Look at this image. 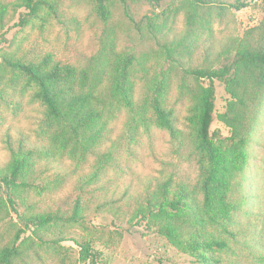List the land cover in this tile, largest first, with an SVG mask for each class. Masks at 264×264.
Wrapping results in <instances>:
<instances>
[{
	"label": "rangeland",
	"instance_id": "1",
	"mask_svg": "<svg viewBox=\"0 0 264 264\" xmlns=\"http://www.w3.org/2000/svg\"><path fill=\"white\" fill-rule=\"evenodd\" d=\"M14 1L0 0V7L5 9L0 19V65L5 58L36 62L48 54L62 65L83 68L101 53L108 56V43L115 53L135 57L131 80L135 83L137 121L120 108L108 120L110 132L106 137L83 157H71L68 150L62 152L51 145L44 129L43 108L30 99L29 93L22 95L14 87L2 86L0 137L8 133L16 136L21 130L31 142L50 148L52 153L47 158L50 165L43 172V180L36 182L41 189L26 191V203L15 199L16 212L8 206L6 189L0 187L4 203L0 212V248L10 243L17 230L25 228L19 216L49 213L68 218L78 207L82 217L76 222L68 219L41 229L32 225L25 228L17 244L26 246L32 241L34 245L28 247L27 257L17 258L14 263L93 264L80 248L79 244H85L96 264H199L155 229L137 222L135 206L140 196L153 192L167 179L173 185L192 188L197 184L200 168L192 139L194 92L207 82L186 70L218 69L220 63L214 57L222 54V61L226 46L249 39L245 35L264 16V0H248V7L240 11L201 8L188 0H161L157 4L141 0L129 2L131 20L125 17L121 4L114 2L108 22L97 16L92 0H58L60 21L42 23L33 19L22 28L14 27L20 15L12 7ZM189 13L195 17L192 27L186 24ZM147 17L156 24H162L167 17L169 21L163 29L158 26L150 31L145 28ZM172 34L182 37L186 53L185 46L169 45L170 53L166 52L163 44L177 42ZM206 48H210L211 55L206 54ZM174 58H181L182 63H176ZM157 84L162 88L163 106L173 113L181 133L176 143L152 120L150 101ZM215 92L210 132H218V140L227 147L231 130L218 116L226 111L229 96L219 82H215ZM253 113L244 146L246 161L231 193L236 207L233 237L208 229L229 243V252L214 253L220 264H264V95ZM8 160L0 140V168ZM35 232L47 239H66L57 245L38 246Z\"/></svg>",
	"mask_w": 264,
	"mask_h": 264
},
{
	"label": "trees",
	"instance_id": "2",
	"mask_svg": "<svg viewBox=\"0 0 264 264\" xmlns=\"http://www.w3.org/2000/svg\"><path fill=\"white\" fill-rule=\"evenodd\" d=\"M92 1L97 16L103 22H108L111 4L120 3L125 17L131 20L128 4L141 0ZM145 1L157 4L161 0ZM188 1L193 6L216 8L219 11H240L250 3L248 0ZM12 7L20 11L14 27L22 28L33 19L42 23L60 21L58 0H15ZM4 15L5 9L0 7V19ZM146 20L145 28L148 27L150 31L157 30L158 26L163 29L169 21L168 17L162 24H156L150 17ZM194 22V15L187 14V26L192 27ZM135 27L141 29L138 24ZM245 37L249 39L239 44L233 42L224 48L222 61V54L214 57V61L220 63L218 69L186 70L187 74L207 82L205 87H198L194 92L192 139L200 168L197 184L191 188L186 184L173 185L172 180L167 179L158 184L153 192L140 196L135 206L137 222H144L148 228L155 229L171 245L199 264H220V258L214 253L230 251L229 243L209 233L208 229L219 230L229 238L233 237L231 226L236 207L231 200V193L246 161L244 146L254 121V108L259 106L264 95V16L260 24L249 30ZM172 39L177 42L163 44L167 53H170L168 45L174 48L185 46L179 35L172 34ZM106 46L108 56L101 53L83 68L62 65L48 54L36 62L5 58L0 65V101L4 100L2 86L14 87L22 95L28 92L30 99L43 108L44 129L51 145L62 152L68 150L71 157H83L110 132L108 120L120 108L130 113L132 121H137L135 83L131 80L135 57L132 54L115 53L108 43ZM209 52L210 48H206L207 55H211ZM174 61L182 63L181 58H174ZM215 82L221 83L229 96L226 111L218 116L231 130L227 147L218 140V132H210L215 112ZM161 90L160 85H155L150 101L152 120L158 128L166 130L176 143L181 133L175 126L173 113L163 106ZM0 140L9 156L7 165L0 168V187L6 189L8 206L16 212L15 199L21 204L26 203V191L41 189L36 182L40 178L43 180V172L50 165L47 158L52 150L31 142L21 130H17L16 136L4 134ZM3 206L0 199V212ZM81 217L78 207L68 218L49 213L19 216L25 228L32 225L36 229L48 227L55 221L70 219L76 222ZM24 229L17 230L10 243L0 248V264H15L17 258L23 260L27 257L26 251L34 243L28 241L26 246L22 242L17 244L25 233ZM34 237L38 246L57 245L66 239L60 236L47 239L38 232L34 233ZM79 245L85 255L90 257L91 263L96 264L95 256L89 254L88 247Z\"/></svg>",
	"mask_w": 264,
	"mask_h": 264
}]
</instances>
